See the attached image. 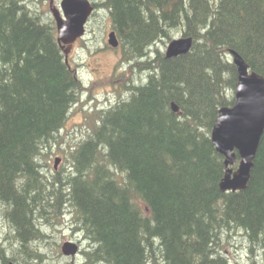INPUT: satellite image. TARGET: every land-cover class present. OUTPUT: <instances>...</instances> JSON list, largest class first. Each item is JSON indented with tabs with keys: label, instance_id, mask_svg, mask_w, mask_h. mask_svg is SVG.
<instances>
[{
	"label": "trees",
	"instance_id": "1",
	"mask_svg": "<svg viewBox=\"0 0 264 264\" xmlns=\"http://www.w3.org/2000/svg\"><path fill=\"white\" fill-rule=\"evenodd\" d=\"M28 1L0 0V202L12 251L3 262L43 263L46 210L69 207L88 241L82 264H240L234 235L264 264V133L247 187L226 192L211 137L219 110L235 102L229 50L264 76V0L95 1L123 59L147 76L125 81L110 108L84 110L89 131L70 152L73 170L50 179L41 158L71 111L83 109V81L55 20ZM174 30L194 43L167 57L154 46Z\"/></svg>",
	"mask_w": 264,
	"mask_h": 264
},
{
	"label": "rangeland",
	"instance_id": "2",
	"mask_svg": "<svg viewBox=\"0 0 264 264\" xmlns=\"http://www.w3.org/2000/svg\"><path fill=\"white\" fill-rule=\"evenodd\" d=\"M55 1L58 4L59 0ZM95 1L101 3V0ZM28 4L29 7L39 13H45L42 14L45 21L52 18L48 10V3L45 0H29ZM103 7V5L98 6L97 9L99 11L97 12L96 10L95 15L92 16L91 21L88 23V31L85 36L86 44H76L69 54L71 64H78L81 67L78 75L83 81V88L78 105L84 104L83 109L89 112L107 109L111 104L115 105L119 100V94L116 91H121L125 81L133 77L134 80H139L138 83H140L145 81L147 76V72L131 70L129 62L123 59V47L121 45L115 48L107 44V29L109 27L112 29V25L110 15ZM180 36H182L180 31H173V38ZM167 44L168 40L158 41L154 47H159L165 51ZM94 112L93 116L95 117ZM88 131L84 113L81 109L71 111L63 130L60 132V142L52 146V151H45L44 156L41 158L44 172L49 176V179L56 171L60 172L59 177H64V175L69 174L73 170L70 163V152L73 147L80 143L81 139L83 140L86 137ZM56 160H58L57 169L54 168ZM4 211V204L0 202V244L2 245H0V258L5 254L11 256L12 253V251L7 249L8 242L6 237L9 235V231L8 228L3 227ZM45 214L48 222L45 219L43 220L45 222L42 224V231H44L45 234H43L46 237L45 240H41V243H39V251L42 256L46 257V260L43 263H38L34 260L31 264H82L85 257L83 249L88 247V241H84L83 233L75 229L74 215L70 208H64L63 214L60 216L53 210L50 212L49 209L46 210ZM4 226H7L6 222ZM241 236L234 235L233 238H230L231 255H234L240 264H254L252 254L248 249L250 243L248 244L247 237ZM67 240L80 243L82 251L76 257L62 254L61 245ZM29 248L30 246L26 249L32 252L33 248ZM16 257L15 259H17ZM4 258L9 259L10 257ZM254 261L258 264L262 263L258 255H256Z\"/></svg>",
	"mask_w": 264,
	"mask_h": 264
},
{
	"label": "water",
	"instance_id": "3",
	"mask_svg": "<svg viewBox=\"0 0 264 264\" xmlns=\"http://www.w3.org/2000/svg\"><path fill=\"white\" fill-rule=\"evenodd\" d=\"M61 6L65 18L55 6H51V9L57 21L58 40L68 54L75 40L85 33V23L94 7L89 0H62ZM110 42L117 45L114 33ZM190 47L189 39H174L168 47L167 56L186 53ZM232 53L238 70L236 102L231 107L220 109L212 130V141L225 158L226 171L220 180L222 191L247 187L264 133V76L250 71L242 57L236 51ZM173 109L178 111L176 105ZM238 158V167L234 169L232 165ZM77 251L75 242L66 241L62 245V252L66 255H75Z\"/></svg>",
	"mask_w": 264,
	"mask_h": 264
},
{
	"label": "bare ground",
	"instance_id": "4",
	"mask_svg": "<svg viewBox=\"0 0 264 264\" xmlns=\"http://www.w3.org/2000/svg\"><path fill=\"white\" fill-rule=\"evenodd\" d=\"M92 1H93L94 4H95V0H92ZM98 11H99V10H98ZM101 11H102V10H101ZM102 13H103V12H102ZM92 16H93V15H92ZM98 19H99V18H98ZM98 21H99V20H98ZM88 23H89V21H86V23H85L86 31H88V30H87ZM180 37H181V38H184V39H189V40L191 41V47H190V49H191L192 46H193V43H194V39H193L192 37H185V36H183V35L180 36ZM172 39H173V38H172ZM172 39H171L169 42H171ZM169 42H168V44H169ZM168 44H167V45H168ZM190 49H189V51H190ZM189 51H188V52H189ZM232 51H234V50H233V49H230V50H229V53L231 54ZM188 52H187V53H188ZM237 54L240 55L238 52H237ZM240 56H241V55H240ZM241 57H242V56H241ZM142 59H143V58H142ZM242 59L245 61V59H244L243 57H242ZM245 62H246V61H245ZM246 63H247V62H246ZM247 64H248V63H247ZM135 65H136V64H135ZM248 66H249V64H248ZM135 68H136V67H135ZM249 68H250V66H249ZM259 74H260V73H259ZM261 75H262V74H261ZM262 76H263V75H262ZM76 95H77V94H76ZM83 101H84V100H83ZM111 105H112V104H111ZM175 105L177 106V104H176L175 102H173V103H172V109H173V106H175ZM177 107H178V106H177ZM224 107H226V106H224ZM109 108H110V107H109ZM178 108H179V107H178ZM222 108H223V107H222ZM173 111H174V112H178V111H176V110H174V109H173ZM219 111H220V110H219ZM234 169H236V168H234ZM78 244H80V243L78 242Z\"/></svg>",
	"mask_w": 264,
	"mask_h": 264
},
{
	"label": "flooded vegetation",
	"instance_id": "5",
	"mask_svg": "<svg viewBox=\"0 0 264 264\" xmlns=\"http://www.w3.org/2000/svg\"><path fill=\"white\" fill-rule=\"evenodd\" d=\"M7 256H9L8 254H7ZM4 260H3V256L0 258V264H4V262H3ZM12 260H9V262H11ZM13 262V261H12Z\"/></svg>",
	"mask_w": 264,
	"mask_h": 264
}]
</instances>
